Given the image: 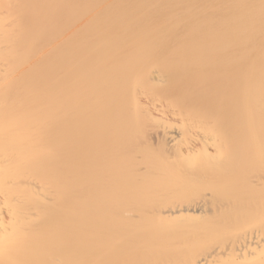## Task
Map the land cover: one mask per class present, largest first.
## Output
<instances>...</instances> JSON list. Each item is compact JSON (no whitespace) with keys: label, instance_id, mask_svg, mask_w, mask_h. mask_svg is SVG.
<instances>
[{"label":"bare ground","instance_id":"obj_1","mask_svg":"<svg viewBox=\"0 0 264 264\" xmlns=\"http://www.w3.org/2000/svg\"><path fill=\"white\" fill-rule=\"evenodd\" d=\"M142 6L0 0V264H264L259 21L183 34Z\"/></svg>","mask_w":264,"mask_h":264},{"label":"rangeland","instance_id":"obj_2","mask_svg":"<svg viewBox=\"0 0 264 264\" xmlns=\"http://www.w3.org/2000/svg\"><path fill=\"white\" fill-rule=\"evenodd\" d=\"M147 1H149V0H143V6L141 7V9L139 10V12H138V14H137V16H138V18H140V19H137V22H139L138 24H139V26H141V27H146V25H147V23H148V25L150 24V22H152L153 23V21H154V26L153 25H151V26H153V27H158V28H175V27H179L180 29L178 30V31H181L180 33H183V34H189V33H194V34H199V33H201V31L199 30H196L197 28H195V27H193V25H192V21L189 23V22H185V23H187V24H185L184 23V28L183 27H181L182 26V24L183 23H180V24H177L178 23V20L180 19H182V18H186L187 20H191V19H194V21H197V19L198 20H201V21H203V22H206V20H207V18H209L210 20H211V25L208 27V25H207V30L209 31V33H212L213 34V36L214 35H221L222 33H224L223 32V30L225 31V29H227V28H231V27H236L240 22H239V20L238 19H240L241 20V23L243 24V22L245 21V16H247L248 15V17H247V19L246 20H254V19H256V20H258L259 21V27L261 28H259L258 27V25L256 26V25H254L253 27H251V29H253L255 26V28H257L258 27V29H260L259 30V32H255L257 35H264V30H263V28H264V6H263V4H264V0H258V1H256V0H244V2L242 3V7L241 6H237V4H234V3H236L234 0H219V1H217V0H214L215 2H212L213 0H188V2H187V0L185 1V0H176V2L174 1V0H163V1H160V2H158L157 0H154V1H152V0H150L149 2H147ZM152 1V2H151ZM168 1H169V3H168ZM172 1H174V2H172ZM205 3L204 5H203V2ZM217 1V2H216ZM221 1V2H220ZM225 1H226V3H225ZM234 3H233V2ZM245 1H246V3H245ZM251 1V3H249ZM256 1V2H255ZM156 2V3H155ZM182 2V3H181ZM187 2V3H186ZM198 2V3H197ZM202 2V3H201ZM228 2H229V4H228ZM232 2V3H231ZM255 2V3H254ZM180 3V4H179ZM191 5H190V4ZM193 3V4H192ZM197 3V4H196ZM201 3V4H200ZM221 3V4H220ZM224 3V4H223ZM245 3V4H244ZM249 3V4H248ZM262 3V4H261ZM147 4V5H146ZM152 6H151V5ZM154 4H157V5H154ZM164 4V5H163ZM167 4V5H166ZM179 4V5H178ZM186 4H188V5H186ZM216 4V5H215ZM220 4V5H219ZM223 4V5H222ZM228 4V5H227ZM251 4V5H250ZM255 4H256V6H255ZM178 5V6H177ZM181 5V6H180ZM190 5V6H189ZM202 5V6H201ZM230 5V6H229ZM246 5V6H245ZM148 6V7H147ZM151 6V7H150ZM155 6V7H154ZM157 6H159L158 8H157ZM171 6H173V12L171 11V12H169L166 16H167V18L164 20V21H155V17H153V18H150V19H152V20H150V22H147V21H149V19H148V14H153V15H151L150 14V16H154V14H156L158 11H160L161 9L163 10V9H165L166 7H171ZM188 7V9H187V7ZM210 6H212V7H210ZM214 6V7H213ZM218 6H220V7H218ZM254 6V7H253ZM259 6V7H258ZM127 7L128 6H125V8L127 9ZM182 7V8H181ZM195 7V8H194ZM200 7V8H199ZM207 7L209 8V9H207ZM216 7V8H215ZM224 7V8H223ZM227 7H228V9H227ZM233 7V8H232ZM245 7V8H244ZM147 8V9H146ZM152 8V9H151ZM154 8H155V10H154ZM189 8L191 9V10H189ZM198 8V9H197ZM244 8V9H243ZM144 9H146V10H144ZM156 9H158V10H156ZM189 11H187V10ZM206 9V10H205ZM213 11H212V10ZM224 11H223V10ZM227 9V10H226ZM256 9V10H255ZM150 10V11H149ZM151 10H152V12H151ZM177 10V11H176ZM180 10H182V11H180ZM185 10V11H184ZM219 10H221L220 12H219ZM141 11V12H140ZM143 11V12H142ZM146 11H148V12H146ZM211 13H210V12ZM215 11V12H214ZM218 11V12H217ZM244 11V12H243ZM176 12V13H175ZM180 12V13H179ZM203 12V13H202ZM207 12H209V14L207 13ZM251 12V13H250ZM145 13H146V15H145ZM170 13H171V16H169L170 15ZM177 14V15H173V14ZM207 13V14H206ZM232 13V14H231ZM233 13H235L234 15H233ZM240 13V14H239ZM243 13V14H242ZM140 14V15H139ZM144 14V15H143ZM181 14V15H180ZM211 14V15H210ZM217 14V15H216ZM219 14V15H218ZM231 14V15H230ZM237 14V15H236ZM251 14V15H250ZM142 15V16H141ZM240 15V16H239ZM241 15H243V16H241ZM254 15V16H253ZM140 16V17H139ZM174 16H175V18H174ZM178 16V17H177ZM225 16V17H224ZM227 16V17H226ZM228 16H229V18H228ZM242 17V18H239V17ZM249 16H251V17H249ZM144 17H147L146 19L144 18ZM201 17V18H200ZM207 17V18H206ZM223 17V18H222ZM237 17H238V19H237ZM254 17V18H253ZM259 17H261L262 19L260 20L259 19ZM144 20H143V19ZM222 18V19H221ZM251 18V19H250ZM148 19V20H147ZM172 19V20H171ZM204 19V20H203ZM206 19V20H205ZM221 19V20H220ZM243 19V20H242ZM143 20V21H142ZM233 20H235V21H233ZM120 21H123V22H119V24H117L116 26H118L117 28H116V26L115 27H113V29L115 30V32L117 33L116 35H118V34H123V32L124 33H134V35H132V37H133V39L131 40L132 41V43H131V45L129 44V46L127 45V47L126 46H124L125 47V51H124V54H129V53H132V51H134V50H136L135 49V46H137V49H139L140 48V44L142 43V42H144V41H146L147 40V38H146V40H144L143 41V39L142 38H138V35L137 34H135V32H134V30H136L135 28H134V26H133V22H131V20H130V23L127 21V19H123V20H120ZM166 21V22H165ZM168 21H169V23H168ZM200 21V22H201ZM233 21V22H232ZM260 21H261V23L263 24H261L262 25V27H261V25H260ZM128 22V23H127ZM159 22V23H158ZM236 22V23H235ZM142 23H144V24H142ZM163 23V25H161ZM123 24H127V25H125V26H122ZM130 24V25H129ZM158 24V25H157ZM160 24V25H159ZM225 24V25H224ZM242 24H241V26H242ZM120 25V26H119ZM128 25H129V27H128ZM131 25H132V27H131ZM147 25V26H148ZM149 25V26H150ZM166 25V26H165ZM187 26V28H186V26ZM228 25V26H227ZM122 26V27H121ZM148 26V27H149ZM159 26H161V27H159ZM220 26H222V27H220ZM119 27H120V29H119ZM125 27V28H124ZM212 27V28H211ZM211 28V29H210ZM247 28V30L249 31V32H246V33H248V34H251V36H252V38H255L257 35H255V33L253 32V31H251L250 30V28H249V26H247L246 27ZM249 28V29H248ZM211 31H210V30ZM223 29V30H222ZM217 32H216V31ZM242 30V29H241ZM261 30H263V31H261ZM261 31V32H260ZM222 32V33H221ZM215 33V34H214ZM245 34V33H244ZM137 35V36H136ZM134 36H135V38H134ZM135 39H137V41L138 42H141V43H138V45H135V44H133V42L134 41H136ZM197 39V38H196ZM196 39H195V41H193L192 42V40H189V39H187L186 40V44L185 43H182V44H179V46H181L182 45V47L183 46H188V48H190L192 45H193V43L195 44V42H196ZM134 40V41H133ZM263 40H264V38H263ZM109 40L107 39V38H105V40H101V42H100V40H99V42L101 43V46L102 45H109V42H108ZM103 42V43H102ZM129 42H130V40H129ZM190 42V43H189ZM258 44H254V47L255 48H260V45H261V43L262 42H257ZM244 44V43H243ZM133 45V46H132ZM191 45V46H190ZM132 46V47H131ZM244 46H245V44H244ZM264 46V45H263ZM95 47H97V46H95ZM131 47V48H130ZM246 47V46H245ZM175 48V47H174ZM174 48H172V49H174ZM98 49V48H97ZM97 49H92L91 51H93V53H96L98 50ZM91 51H89V53L88 54H91L90 52ZM126 51H128V52H126ZM140 51H144L143 52V56H144V54H145V50H140ZM169 53V52H168ZM87 54V55H88ZM84 55H86V54H84ZM82 59H83V61L86 59V58H83L82 57ZM85 61H87V59L85 60ZM84 61V62H85ZM107 69H109V68H107ZM86 72V75H85V77H87L88 75H89V73H88V71L87 70H85V71H83V72H81V73H85ZM65 77V76H64ZM223 81H226V82H223ZM222 81V84H228L229 83V80H223ZM228 82V83H227ZM90 84H88V86H89ZM87 88V87H86ZM85 90V88H82V91H84ZM114 91L113 90H110L109 92H108V94H112ZM70 95V96H69ZM68 96H66V97H63L58 103H59V106H62V107H65V104L68 102V100H69V102H70V105L73 103V99L76 97V95L74 94V93H70ZM73 95V99L71 100L69 97H71ZM91 95V94H90ZM92 97H94V95H91ZM91 97V98H92ZM83 98V97H82ZM93 99V98H92ZM103 102V101H102ZM101 102V103H102ZM119 126L117 125V126H115V127H113V129L111 128L110 130L108 129V131H109V133H111V134H114V133H116L118 130H120V128H118ZM144 128H138V129H136V130H138L137 132H138V140H141V141H144L145 140V138H144V134H145V129L143 130ZM142 130V131H141ZM136 132V133H137ZM142 137V138H141ZM97 142V141H96ZM98 150H100V151H97V153H98V155L100 156V155H104L105 153L104 152H102V149H98ZM101 152V153H100ZM80 154L81 153H77L76 155H75V159L76 160H78V158L80 157ZM102 162H101V164L102 163H104V161L105 160H101ZM106 162V164H105V166L107 167L108 166V161H105ZM100 164V165H101ZM132 164V163H131ZM130 164V165H131ZM102 168H103V165H102ZM124 171V169H119V172L121 173V172H123ZM112 183V182H111ZM110 186H112V187H114L115 188V186H114V184H109ZM98 222V221H97ZM99 223H102V222H98V224Z\"/></svg>","mask_w":264,"mask_h":264}]
</instances>
